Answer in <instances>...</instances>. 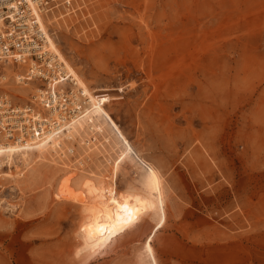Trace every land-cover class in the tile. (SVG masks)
Masks as SVG:
<instances>
[{
    "label": "rangeland",
    "instance_id": "rangeland-1",
    "mask_svg": "<svg viewBox=\"0 0 264 264\" xmlns=\"http://www.w3.org/2000/svg\"><path fill=\"white\" fill-rule=\"evenodd\" d=\"M53 15L58 51L158 175L157 264H264V0H74ZM11 69L24 73L0 68L3 88L30 106ZM96 115L102 134L68 133L56 166L28 151L13 180L0 155V264H150L149 175ZM88 183L155 210L85 249Z\"/></svg>",
    "mask_w": 264,
    "mask_h": 264
},
{
    "label": "built area",
    "instance_id": "built-area-1",
    "mask_svg": "<svg viewBox=\"0 0 264 264\" xmlns=\"http://www.w3.org/2000/svg\"><path fill=\"white\" fill-rule=\"evenodd\" d=\"M73 1L0 0V68L23 69L21 81L39 84L37 102L46 109L33 104L18 107L0 95V142H12L22 151L32 149L44 145L48 137L61 138L80 124L94 127L89 131L92 135L102 134L96 129V110L51 50L40 25V18L53 16L59 8L70 10Z\"/></svg>",
    "mask_w": 264,
    "mask_h": 264
},
{
    "label": "bare ground",
    "instance_id": "bare-ground-1",
    "mask_svg": "<svg viewBox=\"0 0 264 264\" xmlns=\"http://www.w3.org/2000/svg\"><path fill=\"white\" fill-rule=\"evenodd\" d=\"M65 12H68L67 9H64ZM55 15L49 17H44L43 19L40 18V25L43 29L47 40L49 42V45L51 47V50L54 51L56 54L59 55L61 60L64 63V69L70 74L71 77H73L74 80L77 81L78 85L82 88L85 95L89 98V103L93 109L97 111V114H99L100 118L103 120L104 124L109 128L111 133L114 135L116 139H118L123 145H125V151L123 152V157H126L128 154L133 155L138 163L146 170V172L149 175L153 190L156 195V200L158 202V208H159V214L160 218L158 223L155 225V227L152 229L147 241L145 242L144 248L147 253V256L149 258L150 264H157L156 258L153 254L152 248L150 246L151 240L154 238L157 231L165 224V213L162 206V197H161V190H160V182L157 173L149 167L145 162H143L139 156L134 152L133 149L127 144L124 136L122 135L118 125L114 122V120L110 117V115L103 109L102 103H106L109 98H105L102 101L97 100V98L93 95V91L89 92L86 88H84L83 84H81L80 80L74 75L72 72V69L70 65L66 62L62 54L58 51L57 46L52 38L51 35L48 34L47 27H50L52 29H55L59 25V20L64 19L65 17H60L57 19L54 17ZM65 16V15H64ZM54 17V18H53ZM53 18V19H52ZM13 68H18L14 67ZM9 71L12 72V75L9 74ZM22 69L19 68V72L21 73ZM17 70L11 69L6 71L7 75L13 76L15 79V91L19 94H16V96L22 97L23 92L26 88L31 92V95L29 97V100L27 104H33L36 108L45 111V108H42V106L37 102V95L41 91L38 87L31 88L29 85L30 83L22 82L23 75L17 74ZM6 80V77L4 75L0 74V92L6 95L8 98H11L9 96H14L8 93L3 87H5V83L3 81ZM101 91V90H100ZM98 92L95 90L94 93ZM105 92V91H104ZM21 93V94H20ZM82 126V128H81ZM83 124H80L76 128H74L73 131L68 132L71 133L72 137L77 133V131L82 132ZM101 126H96V129L99 131H102ZM94 127H87V130H93ZM86 130V131H87ZM63 135L61 138H54V137H48L47 141L41 145H37L36 148L32 149H20L19 145H16L12 142H0V155H5L3 159L4 166L0 165V168L6 167L10 169L9 172L3 176L6 178L13 179L16 178L15 176H21V174H15L18 170V167L13 164L14 170L11 169L12 163L14 161V157H20L22 159L23 165L29 166V152L36 150V156H35V162H42V163H49L52 166H56L58 164L56 161V156L60 159L58 162L60 163L61 160H64L65 154L63 151L64 143L61 144L59 140H63L66 136V139L69 140L68 135ZM88 134V133H87ZM34 139H31L33 141ZM59 142H56V141ZM90 144L96 143V138H90L88 140ZM109 138L106 139L107 144L109 143ZM46 146V147H45ZM46 148V149H44ZM67 151V150H66ZM122 157V158H123ZM29 162V163H28ZM34 162V163H35ZM31 164V163H30ZM64 167H68V164L62 162ZM2 166V167H1ZM87 189V196L84 201V210L87 214L86 222L84 227L81 230V239L84 243L85 249H92L95 247V245H98L102 241H104L110 234L116 233V232H122L120 231V228L122 227V220L121 218L126 217L128 215V212H125L122 209V205L127 204L129 211L133 209H138L139 211L135 213L137 216L136 221L142 216L143 214H150L155 210V204L151 200L142 199L139 197H131L126 195H116V192L113 188H100L99 190H94L93 187L88 183L85 187ZM115 201L116 203H113ZM99 225H105L107 226V231H105L102 235L97 231V227ZM127 229V228H126ZM125 229V230H126ZM150 249V251H149Z\"/></svg>",
    "mask_w": 264,
    "mask_h": 264
},
{
    "label": "snow or ice",
    "instance_id": "snow-or-ice-1",
    "mask_svg": "<svg viewBox=\"0 0 264 264\" xmlns=\"http://www.w3.org/2000/svg\"><path fill=\"white\" fill-rule=\"evenodd\" d=\"M113 203H116V202L113 201ZM121 207L125 212H128V215L126 217L121 218L122 227L120 228V231H124L126 228L132 226L136 222L137 216L135 215V213H137L139 210L133 209V210L129 211L127 204L122 205ZM107 230H108L107 226H105V225H99L97 227V231L101 235ZM113 235H115V233H113ZM149 251H150V249H149Z\"/></svg>",
    "mask_w": 264,
    "mask_h": 264
}]
</instances>
